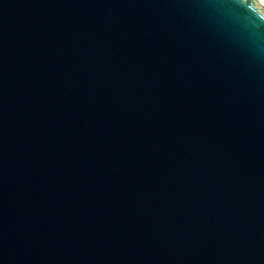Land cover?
<instances>
[{
  "label": "water",
  "instance_id": "95a60500",
  "mask_svg": "<svg viewBox=\"0 0 264 264\" xmlns=\"http://www.w3.org/2000/svg\"><path fill=\"white\" fill-rule=\"evenodd\" d=\"M0 264H264V5L0 0Z\"/></svg>",
  "mask_w": 264,
  "mask_h": 264
},
{
  "label": "bare ground",
  "instance_id": "6f19581e",
  "mask_svg": "<svg viewBox=\"0 0 264 264\" xmlns=\"http://www.w3.org/2000/svg\"><path fill=\"white\" fill-rule=\"evenodd\" d=\"M263 5H264V2H262V0H259Z\"/></svg>",
  "mask_w": 264,
  "mask_h": 264
},
{
  "label": "snow or ice",
  "instance_id": "6c2138e0",
  "mask_svg": "<svg viewBox=\"0 0 264 264\" xmlns=\"http://www.w3.org/2000/svg\"><path fill=\"white\" fill-rule=\"evenodd\" d=\"M262 2H264V0H262Z\"/></svg>",
  "mask_w": 264,
  "mask_h": 264
}]
</instances>
